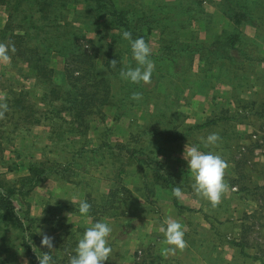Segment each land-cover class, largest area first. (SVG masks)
<instances>
[{"label":"rangeland","instance_id":"374dc122","mask_svg":"<svg viewBox=\"0 0 264 264\" xmlns=\"http://www.w3.org/2000/svg\"><path fill=\"white\" fill-rule=\"evenodd\" d=\"M74 1L69 0V7L81 11V14L80 16H75L70 12L69 15L67 14L71 19L70 22H75L74 27L78 29L73 34L76 38L70 46V51L78 54L85 50L90 57L94 58V69L99 72L100 77L106 78L109 89V93L106 91L105 94L109 97V103L101 109L98 115L87 118L90 128L87 139L90 140L92 148H97L101 144L106 146L101 149L100 154L94 157V161H90L88 167L86 166L87 161L81 162L82 166L87 168L86 174H78L81 176L78 184L63 185L51 175L52 178L41 184L26 200L25 203L31 205V217H42L45 209L52 214L46 215L47 224L37 223L32 226L31 232L37 238V245L41 244L43 234L53 238L52 264H57L69 262L70 257L75 254L74 249L78 239L82 237L86 228L92 226L97 220L105 221L113 229L109 241L118 245L114 247L110 257L114 258L113 264H118L115 258L120 261H132L133 264H143L144 261L146 262L144 264H151L156 243L164 240L161 228L166 226L162 221L167 219L164 218L163 205L161 206L158 201H152L149 207H146L143 203V195H145L146 188H149L150 192L157 194L155 195L159 200L163 192L161 193L160 186L153 184L150 172L141 171L140 166L137 165V156L133 157V152H137L138 156L140 154L151 156L176 176L177 184L183 192L180 205L195 208L190 211L176 210L174 219L181 223L182 228L184 225H189L191 229L199 231L201 225L207 224L203 223V215L197 212L200 211L197 210L199 205L203 206L204 198L198 196L193 190L194 177L183 158L186 146L191 145L182 142L168 144L156 139L155 133L162 135L188 133L190 137L198 141L200 151L220 155L227 163L224 180L231 183L230 191L225 190L224 195L231 197V193L238 194L240 189L242 191L248 189L246 185L247 180L251 179L249 176L252 164L240 162L242 160H239L237 156L242 141H240L241 137H234L238 133L233 131L235 126L230 122V118L239 113L237 108L246 111L249 117L254 114L264 115L263 106L259 105L257 110L254 107L249 109L248 105L238 100L242 104L240 102L239 105L236 104L237 108L234 106L225 110L221 101L231 99L232 88L238 89L237 92L241 93L235 94L238 98L243 95L242 92L245 89L251 88L256 89L254 92L256 94L252 95L258 101L257 103L264 99V93L261 94L257 90L264 88V79L260 81L259 77L252 75L254 72L251 73V67L257 63L250 60L264 45V0H237L249 7V14L256 24L254 26L244 24L238 27L221 24L220 19L224 17L221 11L222 0H206L205 3L198 5L194 4L196 0H115L118 9L130 12L131 20L147 17L158 22L152 24L153 30L151 29L150 33L143 29L144 39L151 48L150 58L155 65L151 82L147 84L132 83L121 78L122 69L126 71L137 67L129 41L124 38L121 40L113 38L115 34L112 26L100 24L96 18L94 23L87 27V22H90L87 19V5L82 0L77 4ZM190 8H195V13L192 12L191 15L186 13L190 12ZM201 15H206L203 18H206L209 23L208 33L204 31L203 25L198 23L197 18ZM6 23L7 15L2 12L0 30ZM188 23H191V26L181 31L180 27H186ZM58 25L63 26V22ZM163 27L166 28L165 36L161 34ZM67 29L68 31L64 27L49 28L48 35L52 38L53 49L66 47L63 44L67 38L64 31L70 32L69 28ZM223 29H226L228 34L241 33L238 42L240 53H238L237 61H232V63L209 61L205 58L206 53L204 52L180 53L175 50L176 47L183 46L180 44L188 43L186 40L191 37L197 39V46L208 47L213 42L214 34ZM256 29L260 37L257 41L254 40ZM174 31L178 34L175 35ZM228 34L223 37H227ZM38 38L34 37L29 46L34 49L38 48ZM0 44L7 45V41L0 37ZM85 45L90 48L84 49ZM117 55H119V60H116L115 65L110 63L111 67L105 68L106 62L111 58L115 60ZM248 60L251 62L248 63ZM51 61L50 66L58 72L64 71L65 67L69 70L79 67V64L72 59L57 55L52 56ZM82 67H87V65ZM55 75L56 82L61 83L63 81L61 75ZM26 77L30 79L27 80ZM90 81H93V78H90ZM259 82L262 84L259 85ZM39 85V82L31 78L27 63L20 58L10 57L8 62L0 63V104H7L11 101L9 99L11 89L19 92L23 89L38 87L39 89L32 94L34 96L30 98L32 105L38 107L40 97L45 93L43 89H46L44 85L42 88ZM137 93L140 98L133 99V95ZM37 112L34 117L42 119L43 116L40 113L43 111ZM11 113L12 110L9 109L0 116V145L3 148L4 157V162L0 163V180L6 179V182L9 181L10 184L16 182L20 177L28 175V166L33 163H47L53 166L49 161L55 159L59 165L63 166L72 159L70 153L73 150L69 153V147L63 149L59 144L54 146L50 144L49 134L53 137V130L45 127L44 124L26 125L23 123L16 131L15 123L17 124L21 115L18 114L11 118ZM63 114L66 117V113ZM219 116H224V118H218ZM212 121L216 123L213 124ZM257 124H261V121L258 120ZM190 128L191 131L188 132ZM212 133H217L220 140L215 145L206 146L202 138ZM84 137L76 138L77 147H85ZM66 144L67 142L64 145ZM232 151L236 152L234 156ZM96 164L98 165L94 166ZM235 165L238 168H235ZM112 195L115 196L114 200ZM186 195L189 196L188 199H192L193 195L195 202H186L184 200ZM84 200L91 205L86 217L81 216L78 211L79 203ZM200 200L201 203H198ZM103 201L106 204L113 201L112 205L116 210L107 207L97 212ZM206 210L212 223L221 225L216 218V207L210 203ZM57 214L60 218L55 216ZM227 215L224 214L222 225L227 228L224 240L229 242L234 239V235L231 232L230 221L226 218ZM57 221L61 225L52 224ZM141 226L147 229H157L160 231V237L147 235L151 236L148 242L139 244L141 231L137 230ZM189 227H186V232H184L185 240L189 244L213 239L212 235L201 230L202 233L191 234L187 232L190 231ZM20 237V232L12 226L10 220L0 219V264H29L26 253L25 255L20 253V260H15L17 257L15 251L18 246H22ZM119 242L121 245L118 244ZM44 248L41 246L38 249V255H43ZM208 251L206 250L204 255L210 258ZM178 255L179 258L186 259L188 263L193 254L188 249H182ZM193 256H198V254ZM36 261L39 264L38 259Z\"/></svg>","mask_w":264,"mask_h":264},{"label":"trees","instance_id":"16d2710c","mask_svg":"<svg viewBox=\"0 0 264 264\" xmlns=\"http://www.w3.org/2000/svg\"><path fill=\"white\" fill-rule=\"evenodd\" d=\"M82 1L87 5V19L90 20V22H87V27L93 24L96 18L98 23L112 26L115 34L113 38L123 39V33L126 31L132 34L133 40L140 37L144 38L145 34L143 29H146L147 33H150L153 28L152 24L158 23L156 20L147 17L131 20L130 12L118 9L115 0ZM74 2L77 4L81 1L75 0ZM205 2L206 0H196L194 4L198 5ZM222 2L221 11L225 19L229 21L228 26L238 27L243 24L256 25L249 14L250 10L247 5L237 0H222ZM189 11L186 13L191 15L192 12L195 13V8H190ZM2 12L7 15V23L0 30V37L7 41L9 56L11 58H20L27 63L31 78H34L40 83V88H42V85L46 87V89H43L45 91L44 95L39 100L40 107H34L30 102V98L34 96L32 94L39 89L38 87L23 89L19 92L11 89L9 93L11 96L9 99L11 101L7 102V110H12L11 118L18 114L21 115L17 120V124L15 123L16 131L19 130V126L23 123L26 125L44 124L45 127L50 128L54 132L53 137L52 134H49L50 144H53V146L59 144L63 149L69 147V153L73 150L70 153L72 154V159L63 166L59 165V162L55 159V161H49L53 166H49L47 163H33L28 166V175L20 177L16 182L10 184L9 181L6 182V179L0 180V219L7 218L11 221L12 226L20 232L22 246L27 254L29 264H38L36 260L38 259V249L41 248V244L37 245V238L32 234L31 229L37 223L47 224L48 218L46 219V215H49L50 212L45 209L41 218H33L31 217V205L25 202L41 184L52 178L51 175L55 176V180L61 183H79L81 176L78 174L85 173L90 161H94V157L100 154L101 149L106 146L101 144L97 148H92L90 140L87 139L90 130L87 118L92 115H98L101 109L109 103L108 95L107 97L105 96L106 91L109 93V89L106 78L100 77L99 72L94 69V58L90 57L85 50L78 54L70 51V46L76 38L73 34L78 29L74 27L75 22H70L71 19H69L68 15L71 13L75 16H80L81 11L71 9L69 7V0H0V14ZM204 16L206 15H201L197 20L199 24L203 25L204 31L208 33L209 23L206 18H203ZM60 22H63V26L58 25ZM187 25L186 27H180V30L189 28L191 23ZM60 27H64L67 31V28L70 30V32L64 31L67 38H65L63 46L67 48L59 47L53 49L54 44L51 36L48 35V30L49 28ZM227 32L226 29H223L219 33L214 34L213 42L208 47L202 48L200 45L198 47L197 39L195 40L194 37H191L186 40L188 43L180 44L183 46L176 47L175 50L180 53L191 52L199 54L204 52L206 53L205 58L209 61L216 60L232 63V61H237L238 53H240L238 42L240 41L241 33L232 32L228 34ZM173 33L175 35L178 34L177 31ZM161 34L166 35L165 27L162 28ZM227 34V37H223ZM33 36L35 39L40 36L37 40V44L39 43L38 48L35 49L29 46L34 38ZM169 44L172 45V43ZM89 48L90 46L88 45L84 46L86 50ZM54 55L72 59L79 64L78 69L69 70L68 67H65L64 71H56L50 66L52 62L51 58ZM114 59L115 61L119 60V55ZM112 61H114L112 58L109 59L106 62L105 68L108 69V67H111L110 63ZM84 65H87V67H82ZM55 74L61 75V79L63 80L61 83L56 82ZM26 78L27 80L30 79L29 77ZM90 78H93V81H90ZM39 111H43L40 113L43 116L42 119L34 117L36 112L39 113ZM63 113H66V117H64ZM254 116L259 118V121L264 122V115L254 114ZM244 117H248L244 110H241L236 115V119H244ZM211 123L215 124L216 122L212 121ZM262 126H264V123H262ZM190 131L191 128L188 132ZM83 136L86 139L84 146L88 147V149L82 146L77 147L75 144L77 141L76 138ZM154 136L156 139L168 144L182 142L191 146H199L198 141L190 137L188 133H171L166 135L155 133ZM65 142H67L66 145H64ZM240 148L237 151V156L240 154ZM253 148V146L249 147L247 154L243 157L239 156V160H242L240 162L251 164L250 159L253 154ZM133 155V157L135 155L137 156V165L140 166L141 171L143 173L150 172L153 184L160 186L162 189L169 190L176 208L182 210L184 207L180 205L179 199L173 195V189L178 186L176 176L170 171H167L162 163L155 161L149 155L140 154L138 156L137 152H133ZM83 160L87 161V167L82 166L83 164L81 162ZM2 162H4L3 148L0 145V163L2 164ZM6 168L8 169V167ZM11 172H13L12 169ZM143 178L145 179L144 176ZM238 192L240 193L242 190L240 189ZM151 193L150 189L146 188L144 196L148 201ZM87 196L89 195L87 194ZM114 198L115 196L112 195L113 200ZM107 204L103 201V204L101 207L99 206L97 212L103 211L107 207L116 210L112 205L113 201ZM55 216L60 218L59 214ZM52 224L61 225L58 221ZM42 252H50L52 256L51 250L46 247ZM144 263L146 262L144 261Z\"/></svg>","mask_w":264,"mask_h":264},{"label":"crops","instance_id":"0c3cea01","mask_svg":"<svg viewBox=\"0 0 264 264\" xmlns=\"http://www.w3.org/2000/svg\"><path fill=\"white\" fill-rule=\"evenodd\" d=\"M220 22L222 25L229 24V21H227L225 17H221ZM259 38L260 37L258 35V30L256 29L254 33V40L257 41ZM256 53L257 55L250 59L252 62L257 63L256 65H252L251 73L254 72L252 75L259 77L260 81H262L264 79V45L261 49L259 48L258 52ZM250 60H248L247 62H251ZM245 69L249 68L245 67ZM261 84L262 83L259 82V85ZM231 90V99L221 101L222 106L225 107V110H227V108L229 107L233 108L234 106L237 108L238 106H236V104L240 102L238 100H241L243 103L248 105L250 107L249 109H253L254 107V109L257 110L259 105H261L263 106L264 110V99L262 100V102H259V104L257 103L258 101H256V98L252 95L256 94L254 93L256 92V89H245V91L242 92L243 95L239 98L235 96V94H241L240 92H237L238 89L232 88ZM257 90H259L258 92L261 94L264 93V88H260ZM242 102L240 103L242 104ZM236 110L237 112L241 111L240 108H237ZM218 118H224V116H219ZM230 119V122L233 124V126H235L236 129L235 130L233 128V131L238 133V135L234 137H241L240 141H242V145L250 147L252 144L250 140L251 135L259 132V130L261 129V125L264 122L261 121V124L258 125L257 123L259 118H256L255 116L244 117V119H236V115H234ZM253 147V154L251 157L252 165L250 167L251 175L249 176V178L251 177V179L247 180L246 185L248 189L243 190L238 194L231 193V197L223 194L221 196L220 202L215 206L216 218L221 222V225H214V223H212L211 221V218L208 216L206 210V208L210 204L208 200L204 198L202 201L203 206L201 207L200 204L199 208L197 209L200 210L197 212H200V214L203 215V223H207L201 225L200 230L204 233L212 235L213 239L206 241L200 240L195 244H189L188 242H186V247L184 249H188L193 255L198 254V256L192 255L193 257H190L188 263L186 259L178 257L180 250H177L174 253L177 257L175 255H172L173 253H169L167 251V248L169 246L164 243V240H161L159 241V243H156L155 254L151 264H264V152H262V149H260L259 145L255 144ZM256 152H258L259 154L256 155ZM235 153L236 152L232 151L233 156L235 155ZM235 168L238 167L235 165ZM224 182L226 184L225 190L227 191V189H229L230 191L231 183H227V181L225 180ZM63 185L70 186L71 184L63 183ZM161 193L162 195L160 196L159 200L158 196L156 197V193H151L150 198H148L149 201L143 195V203L146 205V207H149V204L152 201H158V203L160 202L161 206L163 205V209L165 211L164 218L168 219L169 217H171L174 219L177 208L173 202V197L170 191L167 189H161ZM223 193H225V191ZM188 197L189 196L186 195V197L184 198L186 202H195L193 195L191 197L192 199H188ZM180 201L181 199H179V202ZM204 201L205 203H203ZM199 202L201 203V200L198 201V203ZM185 206L187 208L184 207V210L190 211L192 209H195L188 205ZM224 214H228L226 218H228V220L230 221L231 232L234 235V239L229 242L224 240V236L227 235V228L222 225V223L224 222ZM38 218H41V216ZM162 223H165V220L162 221ZM186 227H189V225L183 226L184 232H186ZM189 230L190 231L187 232L191 234L202 233L200 232V230L196 231L194 229H191V227H189ZM137 231H141L139 244H146L151 236L159 238V235H161L159 233L160 231H157V229H147L144 226H141V228H139ZM147 235L151 236L148 237ZM109 244L112 249L118 246L111 241H109ZM118 244H120V242ZM206 250H209L208 253L211 256L210 258L204 255ZM20 253L22 255H25L23 246H18L15 251V254L17 255L15 259L16 261L20 260ZM115 261H118V264H133L131 263L132 261L129 262L128 260L120 261L115 258ZM112 262H114V258H109V260L106 261L105 264H113ZM57 264H69V262H60Z\"/></svg>","mask_w":264,"mask_h":264},{"label":"clouds","instance_id":"9594fccd","mask_svg":"<svg viewBox=\"0 0 264 264\" xmlns=\"http://www.w3.org/2000/svg\"><path fill=\"white\" fill-rule=\"evenodd\" d=\"M123 38L128 40L131 45L132 55L137 62V67L129 68L126 71L121 70L122 79L132 83L143 82L145 84L151 82L154 71V62L151 60V48L143 37L132 39L130 32H124ZM10 60L8 54V46L0 44V63H6ZM115 65L116 61H112ZM140 95L134 94L133 99H139ZM7 104H0V116L7 111ZM220 140L217 133L209 134L206 138H202V142L207 145H215ZM183 158L187 162L188 169L194 177L192 185L193 190L198 196H202L215 207L221 200V196L226 189L224 182L225 170L227 163L218 154L211 152H202L196 145L186 146ZM173 195L180 199L183 197L181 187L176 186L173 189ZM91 209V205L86 201L79 203V214L87 216ZM166 226H162L161 231L164 233V243L168 245L167 251L175 253L186 247L185 233L182 225L177 220L169 217L165 221ZM113 229L110 224L105 221H97L92 226L85 229L81 238L78 239L77 246L74 249L75 254L69 259V264H105L112 255L113 249L109 244V238ZM41 246L53 249V238L47 234H43ZM39 264H52V256L50 252L38 255Z\"/></svg>","mask_w":264,"mask_h":264},{"label":"built area","instance_id":"2783aa9c","mask_svg":"<svg viewBox=\"0 0 264 264\" xmlns=\"http://www.w3.org/2000/svg\"><path fill=\"white\" fill-rule=\"evenodd\" d=\"M252 144L251 145H259L260 149H262V152H264V126L261 127V129L259 130V132L254 133L251 135L250 138ZM249 147L245 146V145H241L240 148V157H243L245 154L248 153ZM259 153L256 152V155H258ZM250 162H252V160L250 159ZM234 190H238L237 188H234Z\"/></svg>","mask_w":264,"mask_h":264}]
</instances>
